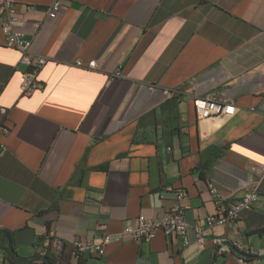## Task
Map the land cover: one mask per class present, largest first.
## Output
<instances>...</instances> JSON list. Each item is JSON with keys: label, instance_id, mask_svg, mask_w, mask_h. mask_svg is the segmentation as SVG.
Segmentation results:
<instances>
[{"label": "crops", "instance_id": "0c3cea01", "mask_svg": "<svg viewBox=\"0 0 264 264\" xmlns=\"http://www.w3.org/2000/svg\"><path fill=\"white\" fill-rule=\"evenodd\" d=\"M13 1L32 49L49 58L44 87L23 95L19 53L0 27V228L18 253L64 250L63 264H243L235 249L218 250L220 237L264 264V0H60L54 18L43 11L54 0ZM118 67L123 77H111ZM192 83L199 95L233 98L236 112L198 119L191 100L149 88ZM208 182L227 202L255 187L260 199L203 244L192 233L185 246L162 232L113 236L139 214H161L176 188L187 191L188 224L202 220L216 210ZM104 232L113 237L103 255L74 256L73 240ZM0 264H13L2 251Z\"/></svg>", "mask_w": 264, "mask_h": 264}, {"label": "built area", "instance_id": "2783aa9c", "mask_svg": "<svg viewBox=\"0 0 264 264\" xmlns=\"http://www.w3.org/2000/svg\"><path fill=\"white\" fill-rule=\"evenodd\" d=\"M60 7V0H54L43 11L47 17L54 18ZM29 8L34 9V6H30ZM0 15L3 43L6 47L13 48L19 53L18 62L22 65L20 90L23 95L29 96L44 87L43 81L39 78V71L49 58L32 49V38L28 37L25 31L27 21L19 15L13 0H0ZM36 27H38V24L35 25ZM96 63V59L85 62L80 58H76L73 61L75 66L86 69H95ZM111 77H123L121 68L118 67L112 73ZM149 88L151 90L158 89L163 94L174 93L176 95H182L186 99L191 100L198 119L217 116L227 118L236 112V105L233 98L217 91L199 95L197 93L196 83H192V86L186 89H181L180 87L166 88L158 86L157 84H149ZM0 112L6 114L7 109L0 106ZM2 129L7 130L6 127H2ZM4 148V145L0 143V155L3 153ZM263 173L264 168L260 171L261 175ZM207 186L209 193L213 197L216 210L207 214L202 220L191 225L188 224L185 218V206L183 203L187 196V191L185 188H176L173 191V200L170 206L161 214L151 217L139 214L113 236L116 239H122L127 236L139 242L149 241L157 232H162L166 237L179 239L181 244L185 246L190 243L192 233L195 242L203 244L205 234L208 230L216 225L236 223L239 212L251 208L260 199V194L255 187L246 190L237 199L227 202L221 197L212 182H208ZM113 236L110 233L104 232L98 239L87 236L73 240L72 247L74 256L78 257L82 253H91L98 256L103 255L105 253V245ZM213 240L220 251H230L233 246L220 237H215ZM57 246L55 250L59 251L61 247L59 244ZM45 252L46 249H43L41 251L42 255ZM238 259L243 264H248L243 256H238Z\"/></svg>", "mask_w": 264, "mask_h": 264}, {"label": "trees", "instance_id": "16d2710c", "mask_svg": "<svg viewBox=\"0 0 264 264\" xmlns=\"http://www.w3.org/2000/svg\"><path fill=\"white\" fill-rule=\"evenodd\" d=\"M97 168L104 169L106 165H99ZM263 230L264 228L260 231ZM232 249H235L237 256H243L247 263H249L250 258L253 256L250 252L238 250L234 246H232L231 250ZM0 251H2L7 260L13 264H32L36 259L41 260L39 264H63L64 250L60 256L51 252L50 249H46L43 255L35 254L31 258L21 256L17 251L13 232L5 228H0Z\"/></svg>", "mask_w": 264, "mask_h": 264}]
</instances>
